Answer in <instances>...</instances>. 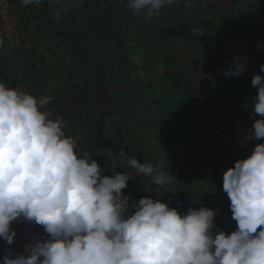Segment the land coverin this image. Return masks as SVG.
<instances>
[{"label":"clouds","instance_id":"9594fccd","mask_svg":"<svg viewBox=\"0 0 264 264\" xmlns=\"http://www.w3.org/2000/svg\"><path fill=\"white\" fill-rule=\"evenodd\" d=\"M42 2L21 0L25 6ZM173 3L127 0V8L152 18ZM257 47L264 50V43ZM247 67V54L234 53L222 71L238 77ZM251 85L257 89L254 119L237 143L255 144L223 173L236 223L229 233L217 228L218 211L208 207L181 213L158 198L125 194L131 174L106 175L87 151H78L67 121L46 107L51 97L38 99L0 79V240L16 242L14 222L40 226L45 234L31 233L22 252L6 248L2 264H264V63ZM119 155L157 186L175 180L159 162L142 163L124 149Z\"/></svg>","mask_w":264,"mask_h":264},{"label":"rangeland","instance_id":"374dc122","mask_svg":"<svg viewBox=\"0 0 264 264\" xmlns=\"http://www.w3.org/2000/svg\"><path fill=\"white\" fill-rule=\"evenodd\" d=\"M231 3L232 0H175L172 5L163 7L158 15L146 18L142 14H134L127 8V0H124L113 7L109 14L102 13L94 31L93 26L89 30L96 38L94 68L100 69L101 96L105 98V93H108L105 100L125 98L124 100L132 105L124 108L121 106L124 104L109 103V108L117 109L116 115L113 113L112 117L103 116L111 121V131L95 142L85 137L87 143L81 144L83 148H88V151L91 143L95 145L98 151L95 156L109 176L115 170L113 157L117 163L116 167L126 164V159L119 155L122 147L120 144H128L129 153L125 154L130 157L132 147H138L136 143L139 142L143 163L156 159V163L165 164L166 157L171 160L175 158L171 166L177 165L174 168V177L175 181H180L177 186L171 188L183 193L185 198L192 195L193 207L196 209L208 207L218 211L214 218L215 224L219 230L229 233L235 230L236 223L231 218L230 201L222 188L223 173L233 166L237 159L249 155L254 147L255 141L249 143L246 148L240 147L237 141L242 138L243 130L253 123L254 118L250 116L251 104L257 89L252 87L251 80L254 73L259 71V65L264 63V50L257 47L258 43H264V0H234L233 5ZM159 15L165 19L168 17L170 20H182L187 24L186 31L191 29L188 26V23H191L194 29L189 34L192 40L187 47L194 55L189 56L192 65L197 67L201 64L197 59L203 56L204 51H208L210 59L216 61L220 57L216 71L206 73L202 81L199 74L202 69L197 67L198 74L191 76L192 83L188 87L189 74L183 68L185 80L180 85H187L185 89L177 92L167 88L172 87L173 78L163 79L156 74L152 77L148 70L151 65L154 67L155 63L151 61H156L157 55L160 56L153 47L161 33ZM174 47L178 50L184 49L182 43L175 44ZM189 51L184 50L182 54H189ZM234 53L247 54L248 67L243 75L226 78L222 70L232 65ZM209 57L205 59L206 62H211ZM197 61L198 63H195ZM164 66L168 64L164 63ZM155 76L160 81L163 79L160 90L151 83L147 84V79ZM148 87L151 91H147ZM156 89L160 91L158 96L154 94ZM245 101L249 104L247 109L243 107ZM150 103L162 107L163 112L170 109L179 111L185 107L187 111L194 109L197 112H206L208 117L205 119L194 111L192 114L196 115V121L191 120L193 116L190 113L181 118H173V115V119L167 115L165 124L161 127H157V123L149 127L147 113L151 110ZM129 112H132L131 118L128 117ZM118 122H130L134 126V132L138 134L132 138L116 137L118 131L130 135L129 130H118L114 127ZM175 125L178 132L170 131ZM212 133L213 140L209 142L208 138ZM113 145L120 146L115 154L108 158L101 149ZM165 147L175 150L165 153ZM190 151L195 152L192 160L185 162ZM177 160L179 163L185 162L181 171L178 170ZM163 168L165 172L170 171ZM179 171L181 174L178 176ZM146 178L151 182L150 177ZM137 188L133 191L142 194ZM150 188L147 186V190ZM154 188L162 189L157 185Z\"/></svg>","mask_w":264,"mask_h":264},{"label":"crops","instance_id":"0c3cea01","mask_svg":"<svg viewBox=\"0 0 264 264\" xmlns=\"http://www.w3.org/2000/svg\"><path fill=\"white\" fill-rule=\"evenodd\" d=\"M120 1L123 2L124 0H54V2L43 0L39 5L25 6L21 3V0H12L11 13L15 23L19 26V38L17 40L7 35L6 25L0 20V41L3 42L0 44V79L6 82L9 87L19 86L38 99L44 96L51 97L46 107L51 108L56 115L61 116L67 121L66 134L78 139V151H87L98 163L100 161L95 156L98 152L95 145L91 143L90 151H88V148L81 146V144L87 143L84 138L88 137L87 139L92 142L99 141L101 137L111 131V121L103 116L109 115V117H112L113 113L116 115L117 109L109 108V103L124 104L121 105L124 108L127 105H132V103L126 102L125 98H110L107 101L105 98H107L108 93H105V98H102L99 81L100 69L98 67L94 68L96 38L92 36L89 30L93 26L92 31H94V27L99 24L100 15L102 14L99 12L100 9L108 8V10H111L121 3ZM232 3L231 5H233ZM109 12L103 14H109ZM56 13H59L58 19L56 18ZM160 15L158 20L161 29L160 37L153 43V47H155L156 52L158 51L157 53H160V56L158 57L157 55L156 61H151L155 63L154 67L151 65L148 70L151 76L153 77L156 74L159 78L163 79L165 77L173 78L174 83L178 85L171 83L172 87L167 88L169 90L174 89L176 92L185 89L187 84L190 87L192 83V80H190L191 76L195 73L198 74L196 72L197 67L202 69L199 74L202 76V81H204L206 73L216 71L215 69L219 66L217 61H220V57L214 61L210 59L208 51H204L203 56L197 59L201 61V64L194 67L195 65H192L193 62L189 59V56L194 57V55L188 48V43L192 40V36L189 34L194 29L192 24L188 23L191 29L186 31L187 24L183 23L182 20H170L168 17L165 19V17L162 18V15ZM167 30L172 32L168 36L167 41H164L163 38ZM180 43H182L183 50H178L174 47L175 44ZM160 44H162V48H159ZM184 50H188L189 54H182ZM215 55L217 54L215 53ZM208 57L211 62H206L205 59ZM164 63L168 64V66H164ZM195 63H198V61ZM183 68L189 74L188 82L185 86L180 85L185 80ZM178 77L182 78L181 81H176ZM149 78L147 79V84L151 83V85L160 90L163 79L160 81L156 79V76ZM147 91H151V88L148 87ZM159 93L158 89L154 92L156 96ZM149 105V109H151L147 113L149 127L154 123H157V127H161V125L165 124V116L167 115L170 116V119H173L176 116L181 118L190 113L193 116L191 120L196 121V115L192 114L194 111L197 114L200 113L205 119L208 117L206 112H197L194 109L187 111L185 107L180 114V110L175 111L169 108V111L163 112V108L159 107V105H154L153 103ZM172 116L173 118H171ZM128 117H132V112H129ZM116 121L117 119L114 120V122ZM114 127L118 130L130 131V135L121 134L122 131H118L116 136L118 138H132L138 134V132H134V126L130 122H118L114 124ZM172 130H174L173 132H178L176 125L170 128V131ZM136 144H138V147L135 149L132 147L129 158L135 157L142 162L140 143L137 142ZM120 145L122 146L120 150L124 149L125 152L128 151V144L124 143V145ZM119 146L113 145L101 150L104 155L111 158ZM172 150L175 149L164 148L165 153ZM189 153L185 162L192 160L194 153L191 151ZM166 160L165 164H161L170 170L171 164L175 162V158L171 160L169 157H166ZM155 161L156 159H153L152 163L156 164ZM185 162L179 163L177 160L179 164L178 170H183ZM113 163L114 171L131 174L132 179L129 180L128 187L123 191L125 194H131L134 200L138 201L141 197L151 196L153 199L158 198L162 202L168 203L170 207L177 208L181 213H185L189 207L194 206L193 199H191L192 195L189 198H185L183 193L176 192L171 188L178 185L179 179L174 180L171 185L156 190L155 188L153 189L155 184L132 169L127 161L124 166L116 167L115 164L117 163L115 157H113ZM175 166L172 167V171L170 170L173 176H175ZM180 171L178 172V176L181 174ZM147 186L151 188L147 190ZM136 187H138L137 190H140L142 194L133 191ZM12 227L17 232L16 242L9 246L0 240V264H2V257L6 248L11 247L16 252H22L24 244L27 242V237L31 233L35 232L40 236L45 235L42 227L33 226L28 223L14 222Z\"/></svg>","mask_w":264,"mask_h":264},{"label":"built area","instance_id":"2783aa9c","mask_svg":"<svg viewBox=\"0 0 264 264\" xmlns=\"http://www.w3.org/2000/svg\"><path fill=\"white\" fill-rule=\"evenodd\" d=\"M12 0H0V20L6 25L7 35L14 40L19 38V26L11 13Z\"/></svg>","mask_w":264,"mask_h":264},{"label":"trees","instance_id":"16d2710c","mask_svg":"<svg viewBox=\"0 0 264 264\" xmlns=\"http://www.w3.org/2000/svg\"><path fill=\"white\" fill-rule=\"evenodd\" d=\"M108 11H111V10H108V8H102V9H100V11L99 12H101V13H106V12H108ZM171 32L172 31H170V30H167L166 31V34H165V36H164V41H167V39H168V36L171 34ZM163 44V43H162ZM162 44H160L159 45V48H162ZM179 78V79H178ZM177 79H176V81H181V77H178ZM183 112V110H180L179 111V113L181 114ZM213 140V133L212 134H210L209 135V138H208V141L209 142H211Z\"/></svg>","mask_w":264,"mask_h":264}]
</instances>
